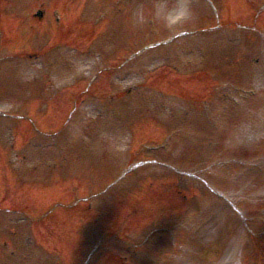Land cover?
<instances>
[{"label": "rangeland", "instance_id": "374dc122", "mask_svg": "<svg viewBox=\"0 0 264 264\" xmlns=\"http://www.w3.org/2000/svg\"><path fill=\"white\" fill-rule=\"evenodd\" d=\"M258 11L0 0V264H223L230 249L264 264V37L244 30Z\"/></svg>", "mask_w": 264, "mask_h": 264}, {"label": "bare ground", "instance_id": "6f19581e", "mask_svg": "<svg viewBox=\"0 0 264 264\" xmlns=\"http://www.w3.org/2000/svg\"><path fill=\"white\" fill-rule=\"evenodd\" d=\"M235 250L230 249L228 251V253L226 254L224 260H223V264H235V258H236V251Z\"/></svg>", "mask_w": 264, "mask_h": 264}]
</instances>
